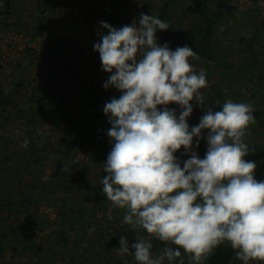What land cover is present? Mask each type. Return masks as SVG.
I'll return each instance as SVG.
<instances>
[{
    "label": "rangeland",
    "instance_id": "rangeland-1",
    "mask_svg": "<svg viewBox=\"0 0 264 264\" xmlns=\"http://www.w3.org/2000/svg\"><path fill=\"white\" fill-rule=\"evenodd\" d=\"M1 1L4 5L0 9V90L5 95L15 92L18 105L26 110L29 105L34 106L36 103L35 101L30 104L28 98L32 88L38 87L43 97L44 112L28 126L24 114L18 115L16 111L6 113L8 106L0 107V226L8 228L12 224L6 220L10 217L11 210L3 209L2 203L4 204L8 197L9 189L6 186L14 187L12 182L7 185L6 175L16 166L17 161H20L17 186L13 194L8 192L9 195L12 194L10 200L17 204L21 195L35 197L34 204H38L32 208L37 212L43 229L40 239L34 244H41L42 251L35 253L36 247L23 244L15 233L11 240L13 246L8 247L10 244L5 238V230L0 228V231H3V235H0V264H29V257L35 254L40 256V264H101L104 255L98 250L103 238L97 226L102 224L104 216L112 218L108 226L104 227L110 235L119 238L123 236L130 245L136 242L135 239L151 241L149 243L153 245L152 254L158 255L164 248L160 240L154 239V236L147 234L143 229L133 230L130 225L125 224V209L117 207V210L111 208L108 212L104 211L97 200L98 196L90 187L81 191L82 198L78 201H73L76 193L66 192L58 187V182L61 181L59 178L77 180L79 170H86L88 165L94 168V156L88 154L86 147L81 148V143H73L81 139V135L86 137L79 122L68 123L64 118L52 120L47 113L51 107L48 95L54 96L58 103V112H65L66 104L60 103L58 98H61L65 91H69L68 97L73 95L74 85L80 82V76L92 80V87L100 86L104 89L103 84L109 74L102 71L99 54L93 48L95 43L100 42V22L109 23L111 17H114L115 20L110 25L120 28L131 25L134 20L138 21L141 13L157 17L166 0ZM180 1L181 9H178L176 15L185 26L187 22L183 19L181 11L191 0ZM210 3V8L213 9L221 5L226 16L224 23L215 32L217 45L214 53L221 65L210 67L202 60L193 61L191 64L197 74L201 70L206 73L207 86L201 89L204 103L214 111L221 110L223 103L228 100L247 103L264 119V0H211ZM92 6L95 7L96 16L88 25L85 17L90 15ZM54 10L58 12L55 13ZM113 10L116 11L115 14ZM104 34H107L106 30ZM252 37L256 39L253 45L255 66L250 69V50L242 39ZM157 40L160 45L170 44L160 37H157ZM28 45L36 47L37 53L43 52L46 59H37L36 54L28 50ZM218 92L222 94V100L215 102ZM89 94L90 90H87L84 99L76 95V100L79 99L80 102L66 106V111L75 112L80 104V108L86 107L89 113L92 108L85 102ZM119 95L117 89H112L105 99L110 102L112 98H119ZM169 107L176 109L177 113L181 111L178 105L171 104ZM193 109L188 119L190 128L197 125L203 115L202 108L197 106L195 101ZM60 115L62 116L61 113L57 114ZM207 134L205 131L202 136L206 137ZM25 140L28 141L26 147ZM244 140L249 147L264 146V125L250 124ZM31 144L40 149L36 155L29 153ZM71 145L75 165L68 163L66 166L69 171H63V174L60 168L66 159L61 154L64 150L61 147ZM194 150L203 158L207 150L206 140H201L199 148ZM176 155L181 161L189 158L183 155V149ZM261 180H264V177ZM81 201L80 205H73ZM66 202L71 203L70 207H75L74 210L77 208L79 212L73 216L68 215ZM13 206V218H18L20 213L28 209L27 205L21 202ZM105 224L103 223V226ZM90 228L95 230L90 233ZM132 231H135V236L131 238ZM63 232L67 236L66 241H69L65 247L60 244ZM107 237V234L104 235V238ZM3 242L7 243V246L2 245ZM69 246L73 247V250L70 251ZM165 246L170 245L165 243ZM28 253L31 256H28ZM105 257L108 260V257ZM122 259L120 261L119 258L110 264H138L135 259ZM184 259L191 260L187 253L184 254ZM173 264H176L175 260ZM197 264H204V258ZM249 264H259V261H250Z\"/></svg>",
    "mask_w": 264,
    "mask_h": 264
},
{
    "label": "clouds",
    "instance_id": "clouds-1",
    "mask_svg": "<svg viewBox=\"0 0 264 264\" xmlns=\"http://www.w3.org/2000/svg\"><path fill=\"white\" fill-rule=\"evenodd\" d=\"M168 29L144 13L120 28L102 21L100 42L93 45L109 74L104 89L120 92L103 107L111 125L103 194L126 210L125 224L170 245L154 256L151 243L141 238L130 245L122 236L118 253L138 264H173L183 249L199 262L228 242L243 264H264V180L256 179L244 140L255 109L231 100L218 111L205 104L206 73L197 74L189 62L199 57L188 45H160L157 34ZM193 101L203 115L190 128ZM201 140L207 144L203 158L194 150ZM181 149L189 156L184 161L176 155Z\"/></svg>",
    "mask_w": 264,
    "mask_h": 264
},
{
    "label": "trees",
    "instance_id": "trees-1",
    "mask_svg": "<svg viewBox=\"0 0 264 264\" xmlns=\"http://www.w3.org/2000/svg\"><path fill=\"white\" fill-rule=\"evenodd\" d=\"M211 0H191V3L184 8L183 11H181V14L183 16V19L187 24L184 26L177 17V11L178 9H181V1L180 0H166L163 3L162 8L159 10V13L157 17L161 19L162 21H165L169 24V29L167 31L159 32L157 34V37H160L162 39H165L168 41L169 47L172 50H175L177 47H182L185 45H188L191 47L196 55L199 57V59H190V64H192L193 61L202 60L205 64L208 66H213L220 64V60L217 59L214 48L215 45H217V41L215 39V32L217 31L218 27L224 23L226 12L224 8L221 5H218L217 8L213 9L210 8ZM55 13L58 12V10H54ZM116 11L113 10V14H115ZM95 7H90V15L85 17L86 23L88 25L91 23L92 19L95 17ZM182 19V20H183ZM114 17H111L109 24L112 25V22L114 21ZM179 20V21H178ZM255 22V19H254ZM178 24V26H177ZM230 28V27H229ZM19 29V28H16ZM246 42V45L249 48L250 56L252 59V63L250 66V69L254 68L255 66V53L253 49V45L256 41L254 37L251 39H242ZM253 49V50H252ZM29 51L32 53H35V57L42 61L44 58V53L39 52L37 53L35 49L29 48ZM33 50V51H32ZM78 65V64H77ZM221 65V64H220ZM74 66L77 69V66L74 64ZM226 67L230 68L229 65H225ZM74 68V67H73ZM81 74V73H80ZM67 80V78L65 77ZM80 82L77 85H74V93L71 94L68 97L69 91H65V93L62 95L61 98H58L60 103H64L65 112H58L59 109H57L56 101L54 100V96L48 95L49 103H50V109L47 113V116L52 120H62L65 119L68 123H75L79 122L82 125L83 131L86 133V137L84 135H81V139L75 140L74 144H80L81 148H85L88 151V154H91L90 156H94L92 160H94V168L92 165H88L86 170H79V175L77 180H72L70 178L63 177L62 179L59 178L58 187L66 192H72L76 193L77 196L73 198V201L80 200L81 197V191L85 188H91L92 191L95 192V194L98 196L97 200H99L101 207L104 209V211L108 212L111 208L117 210V206H115L112 202H110L107 197L103 194L101 179H103L107 174L103 172V163L105 162V159L107 158L108 153L111 150V144L109 142V137L107 136V131L111 127V125L108 123V119L103 113V107L107 103L106 101V95L109 94V91L115 88H109L107 90H104L100 88V86H94L92 80H87L85 77L80 76ZM65 80V82H66ZM29 88V87H28ZM90 90L89 98L85 100L87 104L92 108V110L88 113V109L86 107L80 108L75 112H69L66 111L68 107L72 103H78L80 102L79 99L76 100V95H79L80 98H83L86 96V91ZM71 92V91H70ZM77 93V94H76ZM15 92H11L10 94L5 95V93L0 90V107H6L8 106V111L6 113L17 112L18 115L24 114L26 116V124L28 126H31L35 122V118L39 114H41L43 111V97L38 89V87L32 88V92L30 93V96L28 98V102L32 104L36 101V103L33 105H29L26 110H23L22 107H20L17 103V99L15 97ZM76 100V101H75ZM222 100V94L220 92L217 93V96L215 98V102H220ZM59 103V104H60ZM56 106V107H55ZM59 106V105H58ZM4 111V110H3ZM58 113H61L62 116H57ZM46 115V114H45ZM44 115V116H45ZM253 115L255 116V123H251V125L260 124L264 125V119L260 115L259 112H254ZM10 119V115L8 116ZM59 122V121H58ZM30 142V141H29ZM62 150L61 154L66 159L65 165L62 164L61 170L63 172L64 168H67L66 165L68 163H72L75 165V158L72 154L73 147L71 146H64L61 147ZM39 147L32 146V144L29 146V153L32 155H36L39 152ZM60 153V151H59ZM105 157V158H103ZM248 160H253L257 164L256 169V179L259 181L264 177V146L261 147H249V153L246 157ZM104 160V161H103ZM17 161V160H16ZM20 161L16 163L15 167L11 168V173L8 172L6 175V181L7 185L8 183L12 182L14 183V187L10 188L11 185L6 186L7 189H9L8 192L12 193L15 191V186H17V178H18V171L20 170L18 167ZM27 172V170L25 169ZM63 174H65L63 172ZM67 181V183H66ZM7 192V200L4 201L5 203L3 205V209H10L11 215L10 217L6 218V220L12 224L8 226H0V228L5 230V238L8 240V244H10L8 247H12V236L14 233L18 236L19 241H21L23 244L34 246L36 247L35 253H39L42 251V245L35 246L34 244L40 239L41 232L43 229L41 228L40 221L38 219L37 212L34 211L32 208L33 206L36 207V204H34V201L36 200L35 197L28 195H21L18 202L26 204L27 208L24 213H20L21 215L17 218H13V205H19L13 204V201L10 200V197L12 194H8ZM81 202H77L73 205H80ZM6 204V205H5ZM69 212L68 215H72L79 212L78 209L74 210V208H71V203L69 204L66 202ZM99 204V205H100ZM112 220V218H111ZM110 219L107 216H104L102 219V224L98 225L97 228L100 229V236L103 238L100 250L99 252L104 255L102 263L101 264H110L112 261H117L120 258V261L123 260L122 258H126L129 261H133L134 257L131 255H125L121 256L118 253V248L120 246V238L116 235H110L108 232H106V229L104 227L108 226ZM103 223H106L105 226H103ZM91 229V228H90ZM9 230V231H8ZM2 231V230H1ZM0 231V235L2 232ZM7 231V232H6ZM108 235L107 238H104V235ZM3 235V234H2ZM130 237L135 236V231H132L130 233ZM156 239L155 237H153ZM2 239V238H1ZM67 236L65 235V232L62 234L61 239V245L65 247V245H68L66 241ZM149 241V240H148ZM151 242V241H149ZM160 244L165 247V242L160 241ZM2 245H6L7 243H2ZM69 250H73V247L69 246ZM14 252L16 250L13 249ZM181 251V257H178L175 259L176 264H180L181 260L183 261V264H197V262L192 260H185L184 254L185 252L183 249ZM31 253V252H30ZM72 255V252L70 253ZM115 255L112 257V255ZM26 255V254H25ZM24 255V256H25ZM27 256V255H26ZM28 256H31L28 253ZM108 257V260L106 257ZM32 257V258H31ZM29 257V264H40L41 259L40 256H37L36 254ZM110 257V258H109ZM204 258V264H243V261H238L236 257V250H234L231 245L228 242H225L219 246H217L210 254L206 255ZM107 260V261H104ZM167 264V263H166ZM259 264H262V262H259Z\"/></svg>",
    "mask_w": 264,
    "mask_h": 264
},
{
    "label": "built area",
    "instance_id": "built-area-1",
    "mask_svg": "<svg viewBox=\"0 0 264 264\" xmlns=\"http://www.w3.org/2000/svg\"><path fill=\"white\" fill-rule=\"evenodd\" d=\"M4 3L0 0V9L3 7ZM27 48H32V49H36V47H34L33 45H28ZM26 48V49H27ZM3 57H5V55H3Z\"/></svg>",
    "mask_w": 264,
    "mask_h": 264
},
{
    "label": "crops",
    "instance_id": "crops-1",
    "mask_svg": "<svg viewBox=\"0 0 264 264\" xmlns=\"http://www.w3.org/2000/svg\"><path fill=\"white\" fill-rule=\"evenodd\" d=\"M24 261V260H23ZM23 263H25V262H23Z\"/></svg>",
    "mask_w": 264,
    "mask_h": 264
}]
</instances>
